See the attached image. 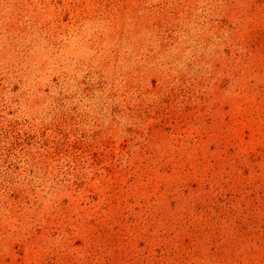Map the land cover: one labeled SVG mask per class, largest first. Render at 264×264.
Returning a JSON list of instances; mask_svg holds the SVG:
<instances>
[{
  "label": "rangeland",
  "instance_id": "374dc122",
  "mask_svg": "<svg viewBox=\"0 0 264 264\" xmlns=\"http://www.w3.org/2000/svg\"><path fill=\"white\" fill-rule=\"evenodd\" d=\"M0 264H264V0H0Z\"/></svg>",
  "mask_w": 264,
  "mask_h": 264
}]
</instances>
